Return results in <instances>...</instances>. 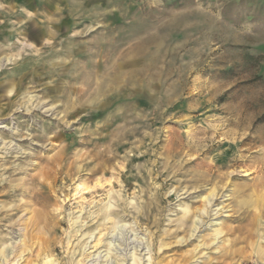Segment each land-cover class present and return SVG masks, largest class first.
Instances as JSON below:
<instances>
[{
	"label": "rangeland",
	"instance_id": "374dc122",
	"mask_svg": "<svg viewBox=\"0 0 264 264\" xmlns=\"http://www.w3.org/2000/svg\"><path fill=\"white\" fill-rule=\"evenodd\" d=\"M0 224V264H264V0H0Z\"/></svg>",
	"mask_w": 264,
	"mask_h": 264
},
{
	"label": "bare ground",
	"instance_id": "6f19581e",
	"mask_svg": "<svg viewBox=\"0 0 264 264\" xmlns=\"http://www.w3.org/2000/svg\"><path fill=\"white\" fill-rule=\"evenodd\" d=\"M12 90V89H11ZM212 168V167H211ZM210 168V169H211ZM100 184V183H99ZM86 189V187L85 186H80V187H78V189H77V192H80V191H82V190H85ZM207 198V197H206ZM18 212H20V211H18ZM15 215V214H14ZM11 217V216H10ZM12 218V217H11ZM5 219V218H4ZM10 221V220H9ZM1 225V224H0ZM58 225V224H57ZM28 224L27 223H25L24 224V230L27 232V230H28ZM195 227V226H194ZM124 228V227H123ZM194 229V228H193ZM192 229V230H193ZM41 233V232H40ZM115 235L113 236V237H111V238H109V244H110V246H112L111 248H110V251H112L113 249V247H114V251H118V247H120V246H130V245H133V248L132 249H134V251L135 252H137V251H140V249H141V247H142V245L137 241V243H130V239H128L127 238V236H128V234L121 228V227H118V228H116V230H115ZM126 239V240H125ZM129 243V244H128ZM142 251H144V248H142V250H141V252ZM134 252V253H135ZM6 253V251L4 250L3 252H1V254H5ZM101 258V257H100ZM98 259H96V261H97ZM142 260V259H141ZM107 264H114L113 263V261H111L110 259L109 260H107Z\"/></svg>",
	"mask_w": 264,
	"mask_h": 264
}]
</instances>
